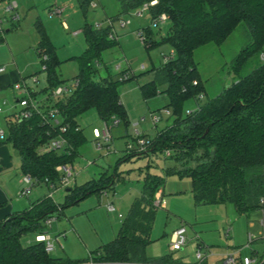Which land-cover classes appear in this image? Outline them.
I'll return each mask as SVG.
<instances>
[{"label":"trees","instance_id":"obj_1","mask_svg":"<svg viewBox=\"0 0 264 264\" xmlns=\"http://www.w3.org/2000/svg\"><path fill=\"white\" fill-rule=\"evenodd\" d=\"M77 1L85 9L88 0ZM151 1H155L148 8L151 20L165 14L168 27L159 39H154L150 26L144 27L142 43L146 48L168 44L173 55L148 70L151 79L140 85V91L148 99L161 88L159 94L165 98V109L172 119L145 150L130 151L123 157L168 150L165 157L171 162L164 167L165 176L188 177L195 205L229 203L237 214L258 209L264 196V62L260 59L264 51V0H118L119 14H129ZM240 23L249 40L231 61L232 80L201 105L205 86L194 52L205 44H222ZM34 25L38 34L36 53L38 57L45 53L48 59L40 70L45 73L46 86L32 95H47L49 106L58 110L60 121L45 122L41 114L33 112L28 119L6 124L3 142L15 150L23 175L54 185L60 178L56 166L74 164L86 142L77 119L84 111L93 108L106 122L113 118L121 122L124 118L117 92L118 82L124 78L116 80L108 75L94 79L101 52L117 45L118 37L109 38V25L96 28L85 23L81 28L85 49L74 57L78 65L74 77L77 86L67 96L52 100L51 90L66 80L58 77L60 61L44 26L39 19ZM189 97L196 100L197 107L182 115L183 103ZM61 126H65L63 131ZM59 135L66 141L62 149H39ZM150 166L148 162L140 193L130 202L116 235L90 252L94 259L118 263L170 259H155L146 254L158 208L153 200L159 190L162 192L165 179L149 171ZM113 179L102 173L98 178L67 187L63 203L45 194L29 208L0 220V264L83 262L50 257L44 241L31 242L25 236L43 230L45 219L54 212L111 187Z\"/></svg>","mask_w":264,"mask_h":264},{"label":"rangeland","instance_id":"obj_2","mask_svg":"<svg viewBox=\"0 0 264 264\" xmlns=\"http://www.w3.org/2000/svg\"><path fill=\"white\" fill-rule=\"evenodd\" d=\"M93 2L97 3V7L92 6ZM8 4L13 6L11 10L5 9ZM58 8L61 9L60 13L52 12ZM118 11V0H88L85 9L78 5L77 0H0V31L3 36L0 42V65L8 67L0 73L1 130H6L4 116L19 109L15 102L17 96L9 84L21 82L20 79L32 84V77L37 76L38 83H33L37 85L34 87L40 90L45 85V73L40 72V58L32 48L38 39L34 26L36 19L42 20L50 36L60 61V77L67 79V82L78 72L74 57L81 55L85 49L80 28L85 23L92 26L108 25V18H113ZM14 14L18 17L17 22L11 19ZM121 18L128 20V23L122 28L119 19L113 21L112 29L118 36L119 43L101 52L94 79L108 75L116 80L124 78L117 85L124 118L118 126H112L111 120L107 121L112 136L109 148L96 150L92 129H101L104 120L93 108L84 111L77 119L86 142L80 147V156L74 162L76 172L79 173L75 180L77 185L98 178L102 173L105 178H114V183L101 192H93L80 201L65 206L62 212H54L52 216L55 219L50 225L45 224L43 230L28 233L25 239L35 242L41 232L49 236L54 245L49 253L50 257L66 258L69 261L88 259L90 252L116 235L121 221L118 213L124 216L131 200L139 195L143 174L149 162V171L165 178V206L157 208L151 231L152 242L146 247L147 256L155 259L168 256L178 261H191L196 234L206 245L212 246L215 252L245 244L248 233L258 235L262 229L260 210L237 214L229 203L195 205L188 177L165 176L164 167L170 164L171 159L166 158L164 152L150 151L144 155L123 157L129 153L126 151V144L133 143L137 135L152 142L171 122L172 115L165 113L166 100L159 94L161 88L157 89L156 95L144 99L140 85L151 79L148 70L160 65L165 59L164 55L170 57L173 52L168 44L146 48L137 35L138 30L143 31L144 27L150 26L154 39H159L166 33L167 21L158 20L154 24L148 10L139 16L132 12L121 14ZM12 22L17 25L13 27ZM248 40L245 26L240 23L222 44L209 43L195 50L194 61L205 86V94L199 100L201 105L230 83L233 77L229 69L231 61ZM125 75L129 79H125ZM196 107V100L193 97L187 98L182 106V115ZM152 115L160 116V119L153 122ZM13 152L16 154L15 150ZM36 190L42 192V195L48 192L43 183ZM62 191L64 189L60 188L53 194L56 202L63 203ZM109 203L115 207V212L107 210ZM181 224L186 228L187 242L181 250L174 251L169 244L170 234ZM228 229L229 234L226 235ZM248 252V248L242 250L243 254Z\"/></svg>","mask_w":264,"mask_h":264},{"label":"built area","instance_id":"obj_3","mask_svg":"<svg viewBox=\"0 0 264 264\" xmlns=\"http://www.w3.org/2000/svg\"><path fill=\"white\" fill-rule=\"evenodd\" d=\"M155 4V1H151L149 3L143 4L142 6L134 9L131 11L135 15H141L144 11L148 10L149 6ZM12 5L8 4L6 6V10H11ZM61 9L53 10L52 12L60 13ZM12 20L17 21L18 17L14 14L11 18ZM158 20L164 22L166 20L165 14H160L157 20L154 21V24H157ZM112 19H108V25L111 26V33L109 34V38H113L116 36V33L112 29ZM128 23V20L119 19L120 27H125ZM100 24L95 25L94 27L99 28ZM137 35L140 37L141 41L144 39L143 31L138 30ZM40 61L42 65V69L45 68V62L48 59L47 54L41 53ZM164 58L167 57L164 55ZM260 59L264 62V51L260 53ZM4 69L3 66H0V72ZM41 69V70H42ZM127 76L125 75V78ZM33 83H38V77H32ZM196 83L195 81L193 82ZM77 86V79L73 78L72 80L65 81L54 87L51 92V99L57 100L64 96H67L71 93V91ZM12 90H14L16 94V105L19 107L18 110L14 111L12 114L5 116L6 124L16 122L18 120L28 119L33 112L39 113L42 115V118L45 122H52V123H59V115L58 110L56 108L50 107L49 102L47 101V95L45 94H38L33 96V90L27 86V84L23 82H14L12 84ZM35 92V91H34ZM1 111V108H0ZM43 113V114H42ZM165 113L169 114V111L165 109ZM160 119V116L154 117L152 115L153 122H157ZM112 126H118L119 120L117 118L111 119ZM65 126L60 127V131H63ZM92 137L94 141V147L96 150H101L102 148L106 147L109 148V141L111 140V132L110 127L106 121H103V126L101 129L93 128L92 129ZM4 139V132L0 130V140ZM150 142H147L141 136L137 135L134 139L133 143L126 144V151H142L147 148ZM66 141L62 136H58L56 138H52L46 145L40 146V150H60L64 147ZM169 151H165V154H168ZM56 170L60 173V178L56 184H49L46 185L49 188V192L47 193L48 196H52L55 191L62 188L64 191L67 187L72 186L74 182V177L76 175V168L74 164H60L56 166ZM23 181L27 182L28 184L32 181L35 183L37 180L31 178L28 175L22 174ZM46 184V182H43ZM26 190H21L19 194H25ZM53 197V196H52ZM153 203L156 207H164L165 201L161 195L160 190L157 192ZM107 209L110 211H114V206L109 203L107 204ZM258 210L262 213V218L260 220V225L262 226L261 231L258 235H253L251 233L247 234L246 243L232 247L223 252H215L212 246L206 245L201 238L196 234L194 237L195 241V249L193 252V258L191 261L184 262L178 261L174 259H169L168 261H151V262H142V263H121V262H103L94 259L91 255L89 256L88 260L83 262H72V263H64V264H264V196L261 197L259 201V208ZM55 219L52 215L48 216L45 219V224L50 225L51 222ZM229 234V229L226 230V235ZM36 240H41L45 242V250L46 252L50 253L53 250V244L49 240V236L42 234L37 235ZM187 242V235H186V228L183 224L180 227L176 228L170 234V248H173L174 251L181 250ZM256 245H258L256 247ZM244 248H248L249 252L246 254L242 253Z\"/></svg>","mask_w":264,"mask_h":264},{"label":"crops","instance_id":"obj_4","mask_svg":"<svg viewBox=\"0 0 264 264\" xmlns=\"http://www.w3.org/2000/svg\"><path fill=\"white\" fill-rule=\"evenodd\" d=\"M77 3H78V1H77ZM78 5H79V3H78ZM92 6L93 7H97V3L96 2H93L92 3ZM119 12H120V5H119V11H118V13L113 18H108V19H112L113 21L115 19H122L121 18V14H119ZM37 19H39V18H37ZM39 20L41 21L42 25L44 26L42 20L41 19H39ZM15 23L14 22L11 23L13 25V27H15V25H17ZM34 24H35V22H34ZM63 25H65V23H63ZM81 28H80V31H81ZM44 29H45V27H44ZM45 31H46V29H45ZM46 33H47V31H46ZM47 35H48V33H47ZM49 38H50V36H49ZM37 41H38V39L36 40V43H34V45H32V48L34 49V52L35 53H36L35 46L37 44ZM118 43H119V39H118ZM36 55H37V53H36ZM55 55H56V53H55ZM0 66H3L4 67V69L0 73L4 72L8 68L6 65H0ZM57 74H58L59 79H61V80H67V79H62L60 77V74H59V65L57 67ZM20 81L23 82V83H25V84H27V86H29V88L32 89L33 91H35V92L36 91H39V89L37 87H34V85H36V84H33V82H32V84L31 83L28 84L25 81H23V79H20ZM15 82H17V81H15ZM13 83L14 82H12L11 84H9L10 87L12 86ZM44 86H46V81H45V85ZM1 112H2V109L0 111V114H1ZM4 123H5V126H6L5 116H4ZM5 131H3L4 132V137H5ZM19 163H20L19 162V157H18L17 154H15L13 152L11 146L8 143L3 142V139L0 140V220L6 218L7 216H10L12 214L21 212L22 210H25V209L29 208L30 205H31V203L33 201H35L36 199L40 198L41 196H43V195H45V194H47L49 192V188L43 182H41V183H43L47 187L48 192L46 191L47 193H45V194L42 195V192H40L39 190H36L37 189V186L39 184H41V183H35V182H32L31 181L28 184L27 182L23 181V179H22V173L19 170ZM78 174L79 173L76 172V175L74 177V182H73L72 186L76 184V181L75 180H76ZM33 188H35V189H33ZM21 190H26V193L20 195L19 192ZM31 191H32L33 194H31ZM57 191H55L54 193H56ZM64 192L65 191H62V196L63 197H64V194H65ZM161 195L163 197V189H162ZM22 197H25V198H22ZM108 211L109 212H115L116 209H114V211H110V210H108ZM124 216L121 213H118V217L121 218L120 225H121V222H122V219L124 218ZM64 259H66V258H64Z\"/></svg>","mask_w":264,"mask_h":264}]
</instances>
